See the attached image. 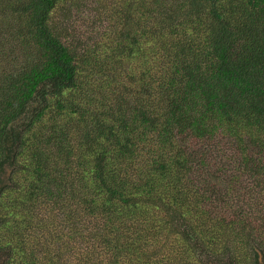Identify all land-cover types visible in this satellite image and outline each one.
<instances>
[{
	"label": "trees",
	"instance_id": "1",
	"mask_svg": "<svg viewBox=\"0 0 264 264\" xmlns=\"http://www.w3.org/2000/svg\"><path fill=\"white\" fill-rule=\"evenodd\" d=\"M0 264H264V0H0Z\"/></svg>",
	"mask_w": 264,
	"mask_h": 264
},
{
	"label": "rangeland",
	"instance_id": "2",
	"mask_svg": "<svg viewBox=\"0 0 264 264\" xmlns=\"http://www.w3.org/2000/svg\"><path fill=\"white\" fill-rule=\"evenodd\" d=\"M253 205H255V203Z\"/></svg>",
	"mask_w": 264,
	"mask_h": 264
}]
</instances>
